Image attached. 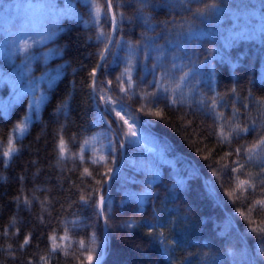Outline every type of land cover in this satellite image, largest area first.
Returning <instances> with one entry per match:
<instances>
[{
    "label": "trees",
    "instance_id": "trees-1",
    "mask_svg": "<svg viewBox=\"0 0 264 264\" xmlns=\"http://www.w3.org/2000/svg\"><path fill=\"white\" fill-rule=\"evenodd\" d=\"M23 1L58 20L31 33L42 43L0 58V264H89V253L95 264L101 196L110 240L101 264H239L244 250L264 264V0H110L119 29L98 105L91 73L112 34L107 1ZM158 56L163 67L154 68ZM20 58L21 89L35 80L34 92L7 79ZM129 63L132 87L122 76ZM123 144L125 164L109 189Z\"/></svg>",
    "mask_w": 264,
    "mask_h": 264
},
{
    "label": "rangeland",
    "instance_id": "rangeland-1",
    "mask_svg": "<svg viewBox=\"0 0 264 264\" xmlns=\"http://www.w3.org/2000/svg\"><path fill=\"white\" fill-rule=\"evenodd\" d=\"M48 11L47 9H45L44 5H41L40 3L33 4L31 2H26L23 0H14L13 2L2 5V7H0V58H6V60H8L9 58V56L6 57V49L9 47V40L11 38H16L12 36L13 32L16 31V29L14 30V28L18 27L17 31H19L21 35H26L28 33H32L37 29H40L41 24L45 21L58 20L57 15H55V11ZM53 15L55 16L52 17ZM26 25H30V28L28 29H36H33L31 31H24V28L22 27ZM47 29H50V26L47 27ZM10 50L11 53H13L16 49L11 48ZM10 62L14 64V66L9 70L10 75L7 79L13 86H17L21 89L23 78H26V60L24 61L23 58H20L16 61L15 59H11ZM28 83L29 84H26L25 87H23L21 90L34 92L37 87L35 86L37 82L33 80L28 81ZM17 94H19V92ZM147 151L155 152V149L153 147L147 148ZM231 252L233 253V251ZM239 264H251L249 254L246 250H244L240 254Z\"/></svg>",
    "mask_w": 264,
    "mask_h": 264
},
{
    "label": "snow or ice",
    "instance_id": "snow-or-ice-1",
    "mask_svg": "<svg viewBox=\"0 0 264 264\" xmlns=\"http://www.w3.org/2000/svg\"><path fill=\"white\" fill-rule=\"evenodd\" d=\"M141 2H142L144 5H147L148 2H149V0H141ZM180 2H183V0H169V3H180ZM94 7H95V14H96V17L98 18V17L100 16V13H101L100 5H94ZM106 7H107V9L110 10V9L112 8L111 3L108 2V3L106 4ZM208 7L211 8V9L213 10V14H216V13L220 10L219 5H217V4H212V5H209ZM189 11H191V9H189ZM105 15H107V13H105ZM193 15L196 16V17H199V18H201V19H203V18L205 17L204 10H201V9H197L196 12L193 13ZM115 23H116V16H115V14H113V15H112L113 29H115ZM51 34H52V33H51L50 29H47V28L44 29V30H42V31L39 33V35L43 38V40L50 39V38H51ZM99 36H100V37H105L106 34H105L103 31H101V32L99 33ZM28 40H32V42H33V43H36V44H40V43L43 42L42 40H36L35 37L32 36L31 33L26 34L24 37L19 38L18 40H17L16 38H11V39L9 40V47L6 49V57L11 56V54H12V53H11V50H10L11 48H15L18 52L21 51V50L26 51L28 48H30L32 45L28 43ZM107 40H108V43H112V40H111L110 35L107 36ZM22 41H23V42H22ZM149 48H151V45H149ZM154 50L157 51L158 53L161 52V51H163L162 49H154ZM108 51H109V49H108V47H107V44H105V47H104V49H103V52L101 53V56H100V59H101V60H104V58H105V57H104V53H107ZM128 54H129L130 57H131V56H134V55L136 54V50H135L131 45L128 46ZM174 59H175V58H174ZM157 60H158V64L155 65L154 68H155V67H163L162 62H160V58H159V56L157 57ZM131 66H132L131 63H129V66L126 67L125 70H124V73H122V76H126V77H127V81H126V82H127V84H128L129 87H132V84H133L132 78H131V76H130V74H129V68H130ZM97 67H100V65H97ZM173 67H178V65H176L175 63H173ZM195 74H196V73L193 74L194 77H195ZM91 75H92L93 78H95V76H96V71H95V69L92 71ZM187 76H188V73H185L184 76L181 77V80H183V79H184L185 77H187ZM0 78H2V77H0ZM55 79H56V76H51L49 82L51 83V82L54 81ZM117 81L120 82V83H124V82H125V81L121 80V77H117ZM108 83H109V85H110V84H111V81H109ZM149 83H150L153 87H155V88H157V89H160V88H161V85H160L159 81H157V80H155V79H154L152 82H149ZM93 87H95V81H94ZM121 91H126V89H123V88H122ZM163 91H164V92H167L168 89H167V88H163ZM152 95H153V97H156V96H157V93H152ZM101 99H104V97H101ZM109 103H111L110 100H109ZM214 106H215V105L213 104V107H214ZM109 111H110V112H115V115H116L117 117H119V119L122 120V121L124 122V124L129 125V128H130V129L133 127V125H130V124H129V121H128L127 119H125L123 115H121V111H122V109H121V110H117L116 106L113 105V106L109 109ZM156 115H159V113L157 112ZM238 127H239V126H237V128H238ZM241 130H242V131H247V129H241ZM17 131H18L20 134H23V132H24V127H23V126H18V127H17ZM130 135H131V137H135V136L137 135V133H136L135 131H132V132L130 133ZM220 135H221V138H222V139H224V140L227 139V136L224 135L223 131H221ZM259 143H260V144H264V139H261V140L259 141ZM60 147H61V152H63V150H64V149H63V142H61V146H60ZM121 147H124V145H121ZM12 151H13V149L10 148L9 151H6V152L4 153V155H5V156H9V155L11 154ZM239 151H240V149H237V152H238V153H239ZM252 151H253V149H249V150H248L249 153H251ZM249 159H252V156H251V155H249ZM242 167H243V165H238L237 167H234V168L232 169V171H239L240 168H242ZM85 171H87V170H85ZM109 171H111V169H110ZM245 183H247V181H240V184H241V185H243V184H245ZM229 195H231V193H229ZM103 203H104L103 198H101V201H100V204H101V214H103V207H102V206H103ZM105 222L107 223V220H106ZM148 235H152V233L149 232ZM27 243H28V240L26 239V240H25V244H27ZM81 243L83 244V242H81ZM93 243H94V241H93ZM54 250H55V249H54ZM165 255H167V250H165ZM87 259H88V261H89V264H92V261H93L94 257H93V255H92L91 253H89V255L87 256ZM95 259H96V261H97V264H99V262H100V256H96Z\"/></svg>",
    "mask_w": 264,
    "mask_h": 264
},
{
    "label": "water",
    "instance_id": "water-1",
    "mask_svg": "<svg viewBox=\"0 0 264 264\" xmlns=\"http://www.w3.org/2000/svg\"><path fill=\"white\" fill-rule=\"evenodd\" d=\"M107 3L111 1L110 0H106ZM112 5V3H111ZM115 14V10H114V7L112 5V8L109 10V15L111 17V20H112V15ZM116 16V14H115ZM118 29H119V25H118V21H117V18H116V23H115V29H113V24H112V34H111V40H112V43H108L107 47L109 49V51L107 53H104V60H100L99 62V65L100 67L97 68V71H96V76H95V87H93V92H94V97H95V102L97 103L98 105V102H97V92H96V85H97V82L99 80V77H100V73L105 65V62H106V59L108 58L109 54L111 53L112 51V48L115 44V41H116V37H117V33H118ZM103 117H104V120L105 122L110 126V128L117 134L120 142L121 139H120V136L119 134L117 133L116 129L113 127V125L110 123V121L108 120L106 114L100 109ZM124 145V144H123ZM125 157H126V147L124 145V147H122V163L116 168V170L113 172V174L111 175L110 179L108 180V188L110 189L111 188V184L113 182V180L117 177V175L120 173L121 169L123 168L124 164H125ZM101 198H103V214H101L102 216V219H103V224H104V242H103V249H102V254L100 255V262L99 264H101L107 257L108 255V251H109V247H110V240H109V226H108V223H106V217H105V211H104V206H105V203H106V198H104L103 196H101ZM101 198H100V201H101ZM100 212H101V204H100ZM97 264V261L96 263Z\"/></svg>",
    "mask_w": 264,
    "mask_h": 264
}]
</instances>
